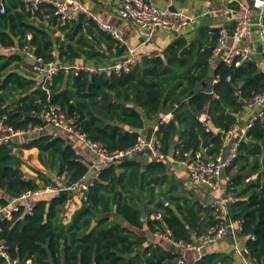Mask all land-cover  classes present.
<instances>
[{
  "label": "trees",
  "instance_id": "trees-1",
  "mask_svg": "<svg viewBox=\"0 0 264 264\" xmlns=\"http://www.w3.org/2000/svg\"><path fill=\"white\" fill-rule=\"evenodd\" d=\"M3 3L0 120L15 132L26 133L28 139L22 141L17 136L0 143V208L11 209L15 202L9 214L0 213V246H5L7 254H0V264H177L179 253L160 245L139 251L145 239L129 227L143 229L147 225L151 233L169 232L174 240L191 244L219 219L216 208L179 190L166 160L144 164L136 158H124L104 167L83 196L81 207L65 221L76 196L73 191L32 198V213L28 212V201L20 198L48 186L78 183L89 173L90 163L66 138L48 131L28 132L45 128L41 114L48 104L57 105L76 120L89 139L100 142L108 152H125L143 137L147 119L171 113L173 117L160 122L156 131L161 152L172 155L178 150V159L184 161L208 148L215 157L246 107L237 91H242L244 99L264 91V71L258 61L240 66L220 62L211 77V57L220 30H201L192 41L178 38L163 55L144 57V68L93 75L76 69L75 63L99 66L128 55L127 48L104 32L96 20L80 15L62 24L52 5L44 4L31 13L20 0ZM44 18L48 25L37 24V19ZM9 48L16 51L6 52ZM29 53L36 57L38 67H63L52 83L44 85L35 76L18 71V64ZM68 66L70 69L64 68ZM218 76L220 81L213 84ZM211 92L214 94L206 108ZM203 115H207V124L200 120ZM32 149L38 150L41 166L55 174V180L34 167L31 170L36 175L28 174L24 152ZM224 175L229 177L227 190L234 198L228 209L234 219L243 220L242 236L251 264H264V120L258 119L248 130L237 158ZM254 175L256 179L247 182ZM143 201H147L146 220L135 209ZM93 222L97 225L89 232ZM196 264H234V259L211 253Z\"/></svg>",
  "mask_w": 264,
  "mask_h": 264
},
{
  "label": "built area",
  "instance_id": "built-area-1",
  "mask_svg": "<svg viewBox=\"0 0 264 264\" xmlns=\"http://www.w3.org/2000/svg\"><path fill=\"white\" fill-rule=\"evenodd\" d=\"M26 11L35 13L40 10L44 4L52 5L55 8V15L60 19L62 24L77 20L78 16L73 13L69 6V1H58V0H20ZM97 3L103 4L111 0H95ZM169 4V8L162 9L158 7L154 0H119V15L120 17L128 22L136 24L146 34V41H151L158 31H163L168 34H181L186 31L189 27L197 25L198 17L189 16L186 13L174 12L171 10L175 0H165ZM264 6V0H256L254 2V8L259 9ZM0 11L5 13V5L3 0H0ZM84 15L88 18L96 20L99 27L104 31L113 36L115 39L122 41L119 31L116 27L108 24H104L96 19V17L87 10H84ZM222 15L233 16L236 22L234 32L231 36L226 31H220V37L217 41L216 47L213 50L211 62L213 60H219L228 65L235 64L240 66L244 62L253 60L256 54H263L264 51V23L261 21H255L253 17V10L248 7H240L239 9L223 8L220 10ZM258 34V41L254 40L255 34ZM233 40L234 42L239 41L245 44L240 50L236 52H229L225 55L224 51L227 47L228 42ZM8 53L16 51L14 48L5 50ZM28 55L36 61V57L29 53ZM141 63L139 57L135 54V51H131L130 55L126 58L117 62L99 66L81 65L76 66V69L86 70L93 75L111 73L120 74L122 72H129L132 69L139 66ZM63 67L58 64H49L46 67L39 66L38 69L43 73L41 83L48 84L52 83L55 76H57ZM70 69V67H64ZM231 77H228V81H231ZM220 81V77L213 79V84ZM213 95L214 92H211ZM239 101L243 102L246 107L256 109V114L248 122V124L242 129L239 126H235L228 134L233 135L236 138L233 148L227 152L225 147L222 148L218 154L212 158L207 159L205 155L198 151L187 159L182 161L179 158L180 152L174 151L172 155H165L161 152L159 140L156 134L157 129L149 137H141L139 142L133 148L125 152H108L104 149L100 142L89 139L86 133H83L81 128L77 125L74 118L69 117L63 110L57 106L48 104L45 111L41 114V117L46 127L55 128L56 130L75 134L88 148L89 152L95 156L99 162L104 165H110L116 163L124 158H134L144 152H150L151 156L157 160H166L169 163L183 164L189 174L192 185L206 188L213 192H220L223 186L224 172L229 168L238 156V150L243 140L246 139L248 130L258 120H264V91L261 93L253 94L250 99H244L242 97V91H237ZM200 120L204 123L207 122V118L203 116ZM207 124V123H206ZM45 128H35L33 131L28 132L31 134H39ZM223 133V132H222ZM21 132H15L12 128L5 126L0 120V143L9 142L12 138L20 136ZM256 175L253 176V179ZM251 179H247L249 182ZM95 179L86 180V177L73 185L70 186H48L42 188L36 192H27L23 194L20 200L28 201V212L32 213L35 203L31 201L36 196L44 194H54L61 190H71L76 195L84 196L89 190L90 186L94 184ZM15 202L12 203V205ZM11 205V209L13 206ZM205 206H211L216 208V215L219 219V223L212 228L208 233L198 236L195 241L191 244H186L182 241H176L172 238L168 232L161 234L165 237L168 242L179 249V258L177 264H186L185 255L182 251H194L202 253L207 248L217 245L225 239H230L235 245L237 254L242 258V264H251L250 251L245 246L243 248L238 247V241L242 237L243 232V220L234 219L228 209V205L222 202H216L214 204L205 203ZM10 208L1 209L0 213L5 212L6 215L10 213ZM160 218V216H157ZM0 254L7 257L5 252V246H0ZM13 264H20L18 261L12 262ZM25 264H32L31 261H27Z\"/></svg>",
  "mask_w": 264,
  "mask_h": 264
},
{
  "label": "crops",
  "instance_id": "crops-1",
  "mask_svg": "<svg viewBox=\"0 0 264 264\" xmlns=\"http://www.w3.org/2000/svg\"><path fill=\"white\" fill-rule=\"evenodd\" d=\"M68 1L71 11L75 13L78 17L80 15H84V10H87L88 12H91L98 21L116 27L122 39L121 43L128 50L127 56H129L131 51L134 50L135 54L139 57L141 62L144 57H154L163 55L166 49L170 45H172L178 38L183 37L189 41L198 38L199 31L201 30L210 33L213 29H219L220 31H226L227 34L231 36L234 32L236 22L233 16L222 15L220 13V10L223 8L239 9L242 6L251 8L253 10L254 20L261 21L264 23V6L259 9L254 8V2L256 0H175L173 6H175V8L179 12L186 13L189 16L198 17L197 25L189 27L186 31L181 34H168L160 30L156 33L155 37L151 41L147 42L146 34L143 30H141L136 24L125 21L120 17L119 0H111L103 4L97 3L95 0ZM154 3L162 9L169 8V4L165 0H154ZM40 23H43L45 25L49 24L47 18H44V20L37 19V24ZM254 40L258 41L257 33L254 36ZM244 46L245 44L243 42H234L233 40H231L230 42H228L224 53L226 55L231 51L236 52ZM260 55L261 53L256 54L253 59L258 61L261 70L264 71V61L263 58L262 61L260 60ZM220 62L221 61L217 59L212 61L211 77H213L216 67ZM81 65L88 64H86L84 61H79L75 63L74 66L76 67ZM18 66L19 72L23 74H31L37 78L38 82H41L43 78V73L38 69V66L30 55H27V59L23 63L18 64ZM256 111V109L245 107L244 111L239 116V128L243 129L248 124V122L254 117ZM172 117L173 115L171 113H161L154 120L147 119L145 129L142 132L143 136L149 137L158 128L160 122H168ZM203 117L207 118V115H203ZM43 131H48L50 132V134H55L66 138V140L71 145H73V147H75L77 153L81 157H83L86 162L90 163V171L86 176V180L96 179L100 174L101 170L104 167L108 166L99 162V160L89 152L87 146L75 134L56 130L55 128L51 127H46ZM223 135L224 134H222L221 136ZM27 136V134L20 135L22 141L27 140ZM236 138L237 137H234L233 135H225L224 147L227 152H229L233 148L234 143L236 142ZM201 152L205 155L207 159L214 158V156L210 155L208 148H202ZM38 154L39 152L37 149L27 150L24 152L25 156L32 155L33 157L37 158L36 162H38L40 170L44 169L42 171H45L47 173V171L49 170H46L43 166H41L38 160ZM134 158L138 159L144 164L154 159L148 151ZM168 165L171 168V172H173V178L177 182L179 190H181L182 192L186 191L191 198H194L195 200L200 201L203 204H214L216 202H222L228 205L231 201L234 200V198L231 196L230 193H228L227 190V184L229 181V177L227 175H224L223 177V186L221 191L216 193L206 188L192 185L188 171L183 164L168 162ZM232 172H236V169H234ZM251 178L252 180L256 179H253V177ZM79 196L80 197L75 196L76 198H74L75 202L73 204V209L71 210L68 220H70L72 214L82 205L83 196ZM163 200L165 199L163 198ZM164 204H167L166 201ZM142 220L146 219L142 218ZM126 227L128 226L126 225ZM129 229H131V231H133L138 238L145 239L144 245L138 249L139 251H143V249H146L150 246L159 245L166 250H172L174 252L180 251L179 249L172 246L165 237L161 236L160 233H151L147 225H145L143 229H136L131 227H129ZM245 246L246 238L242 236L238 241V247L243 248ZM182 253L185 255L186 264H196L197 261H199L205 254L211 253H221L224 255L231 256L234 259V264H242V258L237 254L236 245L230 239H225L217 245L207 248L202 253H197L194 251H182Z\"/></svg>",
  "mask_w": 264,
  "mask_h": 264
},
{
  "label": "water",
  "instance_id": "water-1",
  "mask_svg": "<svg viewBox=\"0 0 264 264\" xmlns=\"http://www.w3.org/2000/svg\"><path fill=\"white\" fill-rule=\"evenodd\" d=\"M171 10L174 11V12H177V11H178V10L175 8V6H172ZM262 58H263V54L260 55V60H261V61H262ZM139 66H140L141 68H144V64H143V62H141ZM211 97H212V94H211V93H208V94H207L206 108H207V105L209 104V101H210ZM110 124H113V122H111ZM181 133H182V129L179 130V134H181ZM222 134H223V133H221V132L219 133V135H222ZM47 175H48L52 180H55V179H56L55 174H53L50 170L47 171ZM163 202L165 203V200H163ZM146 203H147L146 201H143V202H142V205H141L140 207L135 208L137 211L140 212V214H141V216H142L143 219H146V217H147V216H146ZM96 225H97L96 222H93L92 225H91V227H90V229H89V232H91V231L95 228ZM89 232H88V233H89Z\"/></svg>",
  "mask_w": 264,
  "mask_h": 264
},
{
  "label": "rangeland",
  "instance_id": "rangeland-1",
  "mask_svg": "<svg viewBox=\"0 0 264 264\" xmlns=\"http://www.w3.org/2000/svg\"><path fill=\"white\" fill-rule=\"evenodd\" d=\"M24 159L27 161V166L25 167V169H26V171L28 172V174H30L31 176H35L36 174L31 170V168L32 167H34V168H38V169H40V167H39V164H38V162H36V159L37 158H35V157H33L32 155H24ZM42 169V168H41ZM171 168L169 167V173H170V175L171 176H173V172H171V170H170ZM42 170H44V169H42ZM80 197L79 195H76V197ZM75 197V198H76ZM78 199V198H77ZM74 202L75 201H73L72 202V204L69 206V208H68V211H67V213H66V219H65V221H67L68 220V218H69V215H70V213H71V210L73 209V204H74Z\"/></svg>",
  "mask_w": 264,
  "mask_h": 264
}]
</instances>
